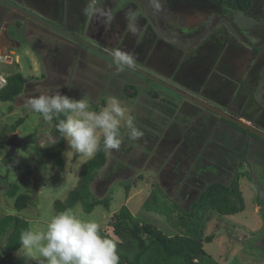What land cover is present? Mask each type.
<instances>
[{"label":"rangeland","instance_id":"1","mask_svg":"<svg viewBox=\"0 0 264 264\" xmlns=\"http://www.w3.org/2000/svg\"><path fill=\"white\" fill-rule=\"evenodd\" d=\"M87 2L0 0V47L11 39L22 53L20 63L8 62V55L0 57V74L8 78L21 72L27 78L24 91L13 101H0V175L6 178L0 183V218L16 215L27 221L28 229L43 226L56 212L55 200H65L77 187L82 164L89 159L71 150L66 140L64 170L46 158L42 148L56 142L55 123L33 113L27 101L61 92L87 98L92 109L100 111L107 97L116 96L144 136L132 141L122 127L120 150L108 152L92 181L91 197L110 196V207L98 204L87 212L79 202L73 210L118 242L114 224L122 205L138 220L175 234L173 221L153 210L157 203L151 200L150 211L144 206L155 187L168 194L167 203L186 208L208 183H229L239 171L244 208L230 215L208 212L206 224L200 226L203 235L213 239L203 243L204 249L218 264H264V188L254 181H261L264 143L248 140L218 121L216 113L177 92L264 130V104L252 92L264 65V0H253L247 12L209 0H161L158 13L149 0H103L102 7L112 16L108 24L83 14ZM129 12L137 14L135 33L128 27ZM115 50L132 53L134 68L117 72ZM128 83L132 85L125 89ZM14 133L28 138L16 156H8L5 141ZM248 143L252 151H245ZM9 183L17 184L19 193H38L37 200L18 210L7 192ZM129 247L134 256L135 243H117L123 254ZM13 260L38 264L17 254Z\"/></svg>","mask_w":264,"mask_h":264},{"label":"trees","instance_id":"2","mask_svg":"<svg viewBox=\"0 0 264 264\" xmlns=\"http://www.w3.org/2000/svg\"><path fill=\"white\" fill-rule=\"evenodd\" d=\"M209 1L219 6L236 7L243 12H247L253 4V0ZM26 81L27 78L21 72L10 75L7 78V84L0 90V101H13L24 91ZM131 85V83H128L125 89ZM60 119H64V117L62 116ZM220 119L237 131L247 135L249 139L253 138L257 141L264 142V138L250 130L222 117ZM22 121L23 119L20 118L16 124ZM53 121L55 123L54 131L56 134V142L52 146L42 148V153L46 158L52 160L59 169L64 170L65 159L63 152L65 149V139L61 137L58 131V119L54 118ZM249 143L247 146L245 145V151L251 149L252 144ZM107 159L108 152L101 150L93 158L86 160L82 164L77 187L69 192L65 200H55V213L69 208L73 209L79 202L83 204L87 212H92L98 204H103L106 208L110 207V201L112 199L110 196L103 198L91 197L92 181L98 170L106 164ZM263 166L264 164L260 165L261 168ZM259 175V178H262V181H264V170H261ZM242 176V173L236 171L229 183H208L190 206L186 208L177 202L167 203L166 197L168 194L161 187H155L151 191L149 198L145 201L144 206L150 211L152 206L150 204L151 200L155 204L157 203L153 207V210L166 214L167 218L173 221V225L177 230L175 234H165L155 225L138 220L126 205H122L117 222L114 224V231L121 238V242L114 241L122 245L124 242L130 244L135 243L136 251L133 256L131 254V247H129L130 252L128 251L125 254L117 248L120 264H218L204 249L203 243L205 241H211L213 236H204V228L202 229V225L206 224L207 214L211 210H215L222 215H230L243 210L244 201L239 183ZM254 181H256V185L259 184L258 180ZM9 185L10 187L7 192L15 198L14 205L18 210L26 208L30 203L37 200L38 193L34 195L19 193L17 184L9 183ZM125 187L128 190L130 189L128 184ZM259 196L257 201L259 205H262L263 199ZM174 213H177V220L175 222L173 220ZM200 224L202 225L200 226ZM25 230H28L27 221L16 215H7L0 218V238L8 231H11L5 244L0 245V264L11 263L12 251L20 247V236ZM100 232L102 236L111 239L104 228H100Z\"/></svg>","mask_w":264,"mask_h":264},{"label":"clouds","instance_id":"3","mask_svg":"<svg viewBox=\"0 0 264 264\" xmlns=\"http://www.w3.org/2000/svg\"><path fill=\"white\" fill-rule=\"evenodd\" d=\"M102 3L103 0H88L83 14L110 23L111 13ZM149 3L155 12L161 11V0H149ZM126 16L130 31L135 33L137 14L129 12ZM113 62L116 71L122 72L134 68L136 58L132 53L115 50ZM27 105L44 121L58 119V131L71 150L89 159L101 150H120L122 127L127 129V137L132 141L144 136L135 125L130 109L116 96L107 97L100 111L93 110L87 98L75 99L61 92L34 96ZM62 116L64 119H60ZM17 255L38 264H120L117 243L101 235L97 222L81 218L72 208L51 215L41 227H29L22 232Z\"/></svg>","mask_w":264,"mask_h":264},{"label":"water","instance_id":"4","mask_svg":"<svg viewBox=\"0 0 264 264\" xmlns=\"http://www.w3.org/2000/svg\"><path fill=\"white\" fill-rule=\"evenodd\" d=\"M179 92V91H178ZM184 98L191 100L193 102H196L198 104L203 105L206 109L215 112L218 116L231 121L233 123H236L240 125L241 127H244L245 129L250 130L251 132L255 133L256 135L264 138V131L255 127L254 125L250 124L248 121L243 120L242 118H238L234 115H231L224 111L223 109H220L216 106H213L210 103L205 102L204 100L192 96L190 94H187L185 92H179ZM25 141V137H22L18 135L17 133H14L11 135V137L5 141V143L9 146L8 156H16L17 155V149L20 148ZM6 178L0 175V183L4 181Z\"/></svg>","mask_w":264,"mask_h":264},{"label":"crops","instance_id":"5","mask_svg":"<svg viewBox=\"0 0 264 264\" xmlns=\"http://www.w3.org/2000/svg\"><path fill=\"white\" fill-rule=\"evenodd\" d=\"M17 44H18L17 41L13 42L11 39L9 40V43L7 45H4L3 43H1L0 54L4 53V55L6 56L8 55V62L15 61L16 63H20V60L22 59L21 57L22 53H19L18 50H16V48L13 47V46H17ZM262 47H264V44L262 45ZM13 57H15V59ZM252 92H254V94L256 93L257 101L260 102L261 104H264V65L262 67L261 74L258 76V80L256 84L254 85ZM14 201H15V198H14ZM8 232L10 233L11 231H8ZM5 235H7V233ZM5 235H3L0 238V245L5 244V241L8 238ZM16 254H17V250L12 251V260L10 264H16L14 263V260H13V257Z\"/></svg>","mask_w":264,"mask_h":264},{"label":"flooded vegetation","instance_id":"6","mask_svg":"<svg viewBox=\"0 0 264 264\" xmlns=\"http://www.w3.org/2000/svg\"><path fill=\"white\" fill-rule=\"evenodd\" d=\"M160 81L163 83V85H164L165 87H169V86H170V84H169L168 82H165V81H162V80H160ZM178 91H179V92H183L182 90H177V92H178ZM179 92H178V93H179ZM179 94H180V93H179ZM180 95H181V94H180ZM202 106H203V105H202ZM204 108H205V107H204ZM224 111H226V110H224ZM226 112L229 113V114H231V115H234V116H235V114L232 113V112H229V111H226ZM214 113H215V112H214ZM216 117H217L218 121L221 120V119H220V118H221L220 116L217 115ZM255 127H256V126H255ZM257 128H258V127H257ZM233 129H234V128H233ZM259 129L263 130V128H261V127H260ZM234 130H236V129H234ZM236 131H237V130H236ZM263 131H264V130H263ZM238 132H240V131H238ZM241 133H242V132H241ZM246 136H247V135H246ZM250 139H253V138H250ZM248 140H249V138H248ZM254 140H255V139H254ZM263 143H264V142H263ZM245 147H246V146H245ZM251 149H253V148H251ZM251 160H252V159H250V161H249V162H250V165H252ZM252 167H253V166H252ZM263 170H264V166L262 167V171H263ZM258 183H259V184H262V185H263V188H264V184H263L262 178H261V181H260V180L258 181Z\"/></svg>","mask_w":264,"mask_h":264},{"label":"built area","instance_id":"7","mask_svg":"<svg viewBox=\"0 0 264 264\" xmlns=\"http://www.w3.org/2000/svg\"><path fill=\"white\" fill-rule=\"evenodd\" d=\"M0 57H3L6 59L7 56L1 55ZM7 84V77L0 74V90Z\"/></svg>","mask_w":264,"mask_h":264}]
</instances>
